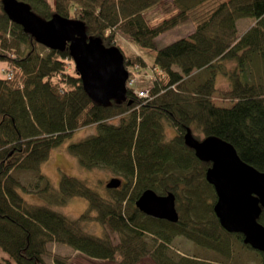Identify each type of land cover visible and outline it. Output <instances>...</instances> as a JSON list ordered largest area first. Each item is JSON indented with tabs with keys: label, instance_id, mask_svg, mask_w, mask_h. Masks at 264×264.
I'll return each mask as SVG.
<instances>
[{
	"label": "trees",
	"instance_id": "obj_1",
	"mask_svg": "<svg viewBox=\"0 0 264 264\" xmlns=\"http://www.w3.org/2000/svg\"><path fill=\"white\" fill-rule=\"evenodd\" d=\"M20 1L42 19L58 14L83 22L87 37L119 49L128 75L129 69L145 64L139 56L123 54L114 44L116 34L153 51V86L147 98L127 88L124 101L99 105L83 91L74 69L67 70V48L41 55L40 45L1 13L0 62L6 63L8 77L0 78V250L6 255L0 264H46L42 256L47 243L91 259L118 257L120 264H136L148 251V234L161 242L155 249L157 264H200L163 256L164 244L178 235L218 254L226 253L228 240L256 252L243 244L240 234L220 227L212 210L215 194L204 178L210 163L198 160L183 137L187 129L197 140L194 130L203 138L217 137L229 143L241 161L264 173V0H166L176 14L155 26L145 24L141 14L164 0H55L53 6L43 0ZM209 4L192 34L156 47V38L196 7ZM241 19H250L252 25L239 36L236 22ZM217 75L227 82L221 96ZM113 117L119 118L117 125L109 122ZM165 124L176 132L169 142L164 141ZM91 125L97 127L95 134L66 149L83 169L107 170L129 183V189H109L110 200L64 175L54 191L39 171L52 149ZM15 170L34 172L44 183L40 192L49 204L61 206L78 197L87 202V209L70 220L49 205L27 203ZM202 186L212 193V203L203 197ZM148 189L157 195L172 193L176 204L183 193L189 195L185 217L178 214L171 223L140 213L134 203ZM91 217L103 228V237L81 231ZM258 222L264 226V209ZM258 254L264 264V254ZM53 262L65 264L58 258Z\"/></svg>",
	"mask_w": 264,
	"mask_h": 264
},
{
	"label": "water",
	"instance_id": "obj_2",
	"mask_svg": "<svg viewBox=\"0 0 264 264\" xmlns=\"http://www.w3.org/2000/svg\"><path fill=\"white\" fill-rule=\"evenodd\" d=\"M1 9L10 23L38 45L53 51L67 48L82 89L93 102L106 106L111 100H125L128 72L121 52L115 46L105 47L97 37H87L83 22L58 14L42 19L20 0H1ZM183 140L198 160L210 163L204 178L215 194L212 210L220 227L240 234L244 245L264 254V226L258 222L264 209V173L241 161L234 148L217 137L197 140L187 129ZM120 186L117 178L105 185L106 189ZM134 205L147 217L171 223L178 220L172 193L157 195L148 189Z\"/></svg>",
	"mask_w": 264,
	"mask_h": 264
},
{
	"label": "rangeland",
	"instance_id": "obj_3",
	"mask_svg": "<svg viewBox=\"0 0 264 264\" xmlns=\"http://www.w3.org/2000/svg\"><path fill=\"white\" fill-rule=\"evenodd\" d=\"M43 1H45L49 6H53L55 3V0ZM168 2L169 1L166 0L161 1L153 7L142 12L141 16L145 24L148 26H155L163 19L171 18L174 14H176V10L171 7V5H168ZM211 7L212 5L209 4L205 9H202L201 6L193 9L184 21L180 22L176 27L167 31V33L156 38V47H163L181 37L192 34L194 32L196 22L201 20L204 16L203 14H205V12ZM1 13L2 10L0 5V15ZM251 25L252 21L250 19L238 20L236 22V27L239 36L247 31ZM114 44H116V46L121 49L125 56H139L145 64V68L143 69H138L136 67L129 69L131 74L128 75L129 77L126 86L129 89L137 90L146 88L149 90V94L151 95L150 89L153 85L152 74L149 70V67L153 65V51H147L137 47L132 42H129L126 37L120 34H116L114 38ZM23 50L24 48L20 46L19 51L21 54L23 53ZM38 51L41 55H45L47 53V49H44L41 46L38 48ZM67 63H70L68 65V71L74 69L72 61H68ZM224 64L228 68L232 67V62H226ZM6 68V63L0 62V78H3L6 74ZM252 69V74H255L256 72L254 67H252ZM216 88L217 93L220 96L225 93V89L227 88V82L220 75L216 76ZM142 92L141 95L144 94V92ZM218 94L217 96L219 97ZM109 122L111 124L117 125L119 118L113 117L109 120ZM164 127V141L169 142L170 139L175 136L176 132L174 128L167 124H165ZM96 131L97 127L94 125L75 131L70 136V138L66 139L60 146L52 149L48 155V158L44 162L40 163L39 171L48 180V183L54 191H57L59 179L63 175L81 180L92 190L98 192L100 196L106 200L113 198L111 192L108 191L109 189H106L105 187L106 183L111 178L119 179L121 181L122 189H129V183L115 176V174L103 169H83L78 164L77 160L68 154L66 148L70 143L78 142L87 136L95 134ZM194 135L198 136V140L203 138V136L197 130H194ZM13 176L17 178V181L22 187V189L19 190V193L27 203L36 206L49 205L47 206L48 208L72 220L77 219L87 209V202L84 199L78 197L68 199L61 206L49 204L47 200L43 198V195L41 196L40 192V190L44 188V183L38 182L37 175L32 171L15 170L13 172ZM35 184L38 186L37 189L34 187ZM201 190H203L202 195L205 197V200L208 202V204L212 203V193L210 190L206 186H202ZM128 197L129 196H127V198ZM187 197H189V195L186 196L183 193V195H181L179 198V203H175L176 210H178L177 212L181 217H185L184 210L188 207L186 203ZM92 216L94 215L92 214ZM93 218L94 217H91V219H89L87 222L81 224V231H84L88 235L103 237V228ZM111 238L113 244H115V242H117L118 235L115 234ZM145 239L148 244V251L139 259L136 264H157V261L155 260V249L161 242L154 240L152 235L149 234L145 235ZM227 245L226 253L224 252L223 254H218V252L216 253L202 244H198L181 235H178L173 237L168 244H164L165 250L162 249L160 251H162L164 257H171V260L174 262H178L179 258H182L200 264H263L260 254L248 250L241 243H238L234 240H228ZM4 258H6V255L0 250V261ZM42 258L46 264H55L53 262V258H58L59 260L64 261L65 264H120V259L118 257L112 261L91 259L77 251L56 243H47L45 245V254L42 256Z\"/></svg>",
	"mask_w": 264,
	"mask_h": 264
},
{
	"label": "built area",
	"instance_id": "obj_4",
	"mask_svg": "<svg viewBox=\"0 0 264 264\" xmlns=\"http://www.w3.org/2000/svg\"><path fill=\"white\" fill-rule=\"evenodd\" d=\"M139 92H140V91H137V95H138L139 97H143V98H147V97H148L147 91H143L144 94H142V95H141V92H142V91H141L140 93H139ZM143 92H142V93H143Z\"/></svg>",
	"mask_w": 264,
	"mask_h": 264
},
{
	"label": "bare ground",
	"instance_id": "obj_5",
	"mask_svg": "<svg viewBox=\"0 0 264 264\" xmlns=\"http://www.w3.org/2000/svg\"><path fill=\"white\" fill-rule=\"evenodd\" d=\"M69 219V218H68ZM70 220H72V219H70Z\"/></svg>",
	"mask_w": 264,
	"mask_h": 264
}]
</instances>
